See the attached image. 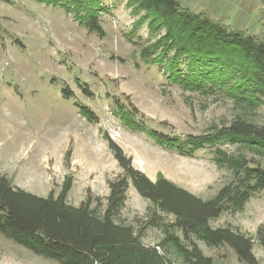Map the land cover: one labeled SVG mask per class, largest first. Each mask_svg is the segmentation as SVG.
I'll list each match as a JSON object with an SVG mask.
<instances>
[{
    "label": "rangeland",
    "instance_id": "374dc122",
    "mask_svg": "<svg viewBox=\"0 0 264 264\" xmlns=\"http://www.w3.org/2000/svg\"><path fill=\"white\" fill-rule=\"evenodd\" d=\"M180 2L194 13L264 40V0ZM102 7L101 36L61 7L37 0H0V174L16 187L47 196L51 191L58 195L71 173L69 203L80 205L89 196L94 210L102 214L109 180L124 173L105 138L108 134L152 180L161 175L199 197H213L234 179L227 159L259 156L229 142L206 145L192 156L182 154L128 127L120 106L137 108L149 127L185 138L229 125L238 117L262 125L264 105L254 110L224 92L171 84L161 65L142 56L165 31H150L146 22L136 27L145 11L137 10L131 0H103ZM78 80L93 95H86ZM63 88H69L72 97L65 98ZM78 102L94 111L97 122L80 113ZM115 220L146 226L143 241L155 245L165 236L163 224L174 217L158 210L130 182L125 207ZM153 220L162 226L149 225ZM263 224L264 190L242 211H226L211 220L213 227L229 225L251 235ZM196 242L214 264H245L227 245ZM253 251L264 264V249L257 240ZM0 264L60 263L0 232Z\"/></svg>",
    "mask_w": 264,
    "mask_h": 264
},
{
    "label": "trees",
    "instance_id": "16d2710c",
    "mask_svg": "<svg viewBox=\"0 0 264 264\" xmlns=\"http://www.w3.org/2000/svg\"><path fill=\"white\" fill-rule=\"evenodd\" d=\"M37 1L61 7L74 14L89 31L104 34L100 23L103 0ZM131 3L137 10L145 11L136 27L141 28L146 22L150 31H165L158 41L143 49L142 56L161 65L171 84L208 93L224 92L254 110L264 105V40L194 13L180 0ZM151 52L155 55L151 56ZM77 83L86 95H93L86 83ZM62 93L65 98L73 95L69 88H63ZM77 107L90 122H97V115L89 106L78 102ZM120 107L128 127L182 154L192 156L206 145L229 142L244 146L259 158L240 155L227 159L234 179L205 199L161 175L152 180L135 168L132 158L105 134L124 173L109 180L110 193L102 214L94 210L89 196L80 205L69 203L68 194L74 183L71 173L65 176L58 195L51 191L47 196L16 187L7 175L0 174V232L60 264H214L196 240L211 247L227 245L245 264H261L253 249L256 240L264 249V224L251 235L229 225L213 227L211 220L226 211H242L256 193L264 190V124L238 117L205 134L171 137L147 126L137 108ZM130 182L158 210L174 217L172 222L163 224L165 236L158 244L143 241L146 226L115 220L125 207ZM160 223L153 220L149 225L162 226Z\"/></svg>",
    "mask_w": 264,
    "mask_h": 264
},
{
    "label": "built area",
    "instance_id": "2783aa9c",
    "mask_svg": "<svg viewBox=\"0 0 264 264\" xmlns=\"http://www.w3.org/2000/svg\"><path fill=\"white\" fill-rule=\"evenodd\" d=\"M158 249H160V247H157Z\"/></svg>",
    "mask_w": 264,
    "mask_h": 264
}]
</instances>
